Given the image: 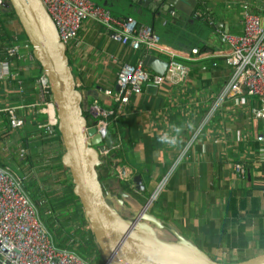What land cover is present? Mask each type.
<instances>
[{
    "label": "crops",
    "instance_id": "0c3cea01",
    "mask_svg": "<svg viewBox=\"0 0 264 264\" xmlns=\"http://www.w3.org/2000/svg\"><path fill=\"white\" fill-rule=\"evenodd\" d=\"M90 1L113 17L132 18L151 26L160 39V51L154 56L165 60L167 52H172L190 69L182 85L146 86L141 96H133L111 125L105 140L109 148L102 142L109 149L102 166L117 181L116 170L121 171L127 178L123 182L135 197L116 193L123 200L119 208L129 214L122 217L129 219L141 210L161 177L172 170L166 189L153 207V216L163 226L155 229L159 238L173 241L175 231L220 264L263 255L264 181H258L257 173L264 174V168L252 169L245 180L232 169L234 163L245 159L246 151L256 146L255 137L262 134L257 128L262 120L251 113L259 103L248 97H242L239 106L226 101L195 136L230 77L231 69L225 64L229 46L223 35H242L245 7L258 12L260 0H162L157 8L159 0ZM124 9L128 13L124 14ZM17 27L11 19L0 25L5 36L17 33L20 38V25ZM1 30L0 47L7 40ZM194 49L198 54L192 55ZM145 52L111 41L109 33L96 23L82 24L79 45L68 48L67 54L83 95L84 111L91 118L93 104L108 103L103 92L117 90L120 65L144 61ZM10 73L11 77L0 78V166L27 179L26 188L31 189L40 215L60 218L63 229L54 227L61 229L59 242L77 231L87 233L88 225L79 219L80 205L70 194V174L61 163L62 144L56 133L54 137L44 135L47 115L33 106L37 103L39 69L21 60L12 65ZM12 107L24 120L20 129L13 130L8 124L4 110ZM111 180L103 181L105 192L117 191L118 183ZM64 218H69L70 226H65Z\"/></svg>",
    "mask_w": 264,
    "mask_h": 264
},
{
    "label": "built area",
    "instance_id": "2783aa9c",
    "mask_svg": "<svg viewBox=\"0 0 264 264\" xmlns=\"http://www.w3.org/2000/svg\"><path fill=\"white\" fill-rule=\"evenodd\" d=\"M53 20L60 41L66 48L75 49L79 45V31L84 22L98 24L109 33L111 41L133 51L145 49V56L160 51V39L153 28L141 25L135 19L118 20L110 11L90 0H40ZM4 0H0V11ZM243 34H224L229 46L225 56V64L231 69L227 83L214 98L208 112L199 123L195 136L200 134L226 101H233L236 106L243 104L242 97L254 98L259 107L251 110L252 115L264 119V0H260V11L250 10L247 6L242 14ZM17 33H13L0 47V78L11 77V67L21 60L38 64L32 56V46L28 41H20ZM163 60L167 67L163 76H159L145 68L144 61L135 65L123 63L117 74V90L103 92L105 104L96 102L89 111L97 122L94 124L96 135L102 142L108 138L109 126L116 123L117 114L129 105L133 96H141L146 86L161 87L164 84L179 86L184 84L190 69L177 60L176 55L167 52ZM198 50H192V55ZM215 66V65H214ZM40 72V71H39ZM37 103L47 115L44 135L55 136L57 126L56 114L49 93L48 81L41 73L36 80ZM78 89V88H77ZM100 101V100H99ZM39 110V111H40ZM11 129L24 126V120L16 112V108L4 110ZM50 111H53L55 122H52ZM256 146L246 151L245 159L234 163L232 169L241 179H247L254 168H264V136L257 135ZM109 149L103 146L100 151L102 161H106ZM23 156V151H21ZM172 170L162 176L146 199V211L152 209L154 203L166 189ZM121 183L126 176L116 170ZM258 181H264V174L257 173ZM27 179L18 175L9 167L0 166V262L5 264H93L78 256L74 251L59 248L54 233L42 222L39 210L26 190ZM264 194V183L262 188Z\"/></svg>",
    "mask_w": 264,
    "mask_h": 264
},
{
    "label": "water",
    "instance_id": "95a60500",
    "mask_svg": "<svg viewBox=\"0 0 264 264\" xmlns=\"http://www.w3.org/2000/svg\"><path fill=\"white\" fill-rule=\"evenodd\" d=\"M2 6L14 12L32 46V56L48 81L63 147L61 163L70 174L73 195L80 203L84 221L104 264H220L175 231L172 232L173 241L159 238L155 229L163 226L146 211L145 205L133 212L131 218L122 217L118 209L123 207V200L105 192L99 181V168L103 164L102 140L83 115V95L77 89L67 48L60 41L53 20L40 0H6ZM144 66L163 76L167 64L149 55L144 59ZM107 141L105 144L109 148ZM121 197L124 198V194ZM234 264H264V254Z\"/></svg>",
    "mask_w": 264,
    "mask_h": 264
},
{
    "label": "trees",
    "instance_id": "16d2710c",
    "mask_svg": "<svg viewBox=\"0 0 264 264\" xmlns=\"http://www.w3.org/2000/svg\"><path fill=\"white\" fill-rule=\"evenodd\" d=\"M6 1V0H4ZM15 18V14L14 12L10 9V10H6L4 8L1 9L0 11V25H2V23L4 22V20H10V19H13ZM116 18V17H114ZM16 19V18H15ZM118 20H122V19H125V18H116ZM1 30V29H0ZM1 33H2V37L3 38H7L9 39L10 37L9 36H5V32H3L1 30ZM20 38L19 40L20 41H27L26 37L24 36L23 32H22V29H21V32H20ZM2 58H0L1 60ZM39 75H41L42 73V70L40 69L39 70ZM38 75V76H39ZM83 115L84 117L86 118L87 122H88V125L91 126V122H90V116L87 112H83ZM55 133H56V136L58 138V140L60 141V143L62 144L61 142V137L59 135V132L57 130V126L55 127ZM107 168L109 169V167L107 166ZM100 174H99V181L100 183L102 184L103 186V189L104 191L106 190L105 188V185L103 184V181L104 180H111L112 182H114L113 180H116L113 178V175H110V173H108V171L106 170V167H103V166H100ZM66 171L68 172V170L66 169ZM69 173V172H68ZM118 183V189L117 191H111V195L112 197L116 196L117 194L116 193H124L132 198H135L134 195L131 193V190L129 188V185L128 183H121L119 181H117ZM71 184H72V180H71ZM113 185V183H111L109 186L111 187ZM73 184L71 185V196L73 199H75L76 201H78V199L73 195ZM117 197L119 198L120 195H117ZM79 203V201H78ZM80 205V203H79ZM80 210H81V213H82V209H81V206H80ZM53 213H57L56 211L53 210ZM74 215H78L77 213H74ZM43 223L46 225V227L52 231L54 233V237H55V241H56V244L59 248H63V249H68L70 251H74L78 256H80L82 259L86 260V261H90L92 262L93 264H104V259L102 257V254L99 250V248L97 247L95 241H94V237L90 231V228L88 226V232L87 233H81L79 231L75 232L73 235L71 234L70 238L68 237L66 241H63V242H59V238H60V230L63 229L62 225H61V220L60 218L57 216V215H51L49 217H45V215H40ZM71 219V218H70ZM75 219H76V216H75ZM79 219L82 220V222L85 224V225H88L85 221H84V218H83V213L81 214V216L79 217ZM63 220H66L65 222V226H70L68 225V220L69 218H64ZM55 225L57 226H60V230H57L55 229ZM68 242H70V244H67ZM96 255L97 258L96 259H92V257Z\"/></svg>",
    "mask_w": 264,
    "mask_h": 264
},
{
    "label": "rangeland",
    "instance_id": "374dc122",
    "mask_svg": "<svg viewBox=\"0 0 264 264\" xmlns=\"http://www.w3.org/2000/svg\"><path fill=\"white\" fill-rule=\"evenodd\" d=\"M113 10H116V9L113 7ZM123 13H124V14L128 13V10H127V9H124V10H123ZM129 13H130V12H129ZM130 14H133V13H130ZM133 15H134V14H133ZM134 16H136V15H134ZM11 21L13 22V24H15L16 26L19 27V25H18L19 23H17V19L13 18V19H11ZM18 27H17V29H18ZM17 29H16V30H17ZM90 118H91V117H90ZM90 122H91V126H93L94 124H96L97 119L95 120L94 118H91V119H90ZM110 128H111V125L109 126V129H108V135H109V132H110ZM257 128H258L259 130H262V125L259 124ZM98 147H99V146H95V148H98ZM67 173H68V172H67ZM68 174H69V173H68ZM113 181L115 182L114 184L117 185V180H113ZM26 189H27V192H28L30 198H31L32 201L34 202L33 194H32V192H31V189H30L29 187H27ZM148 198H149V197H148ZM159 199H160V197H159ZM159 199H157L156 201H158ZM145 203H146V202H145ZM145 203L142 205V207L145 205ZM156 204H157V202L153 204V206H152V210L149 211V213L152 214V215H155V214H156V211L153 210V207H155ZM118 210H119V212H120V214H121L122 216H128V215H129V214H127V212L125 211L124 208H119ZM80 214H82L81 211H80ZM96 258H97L96 255H94V256L92 257V259H96Z\"/></svg>",
    "mask_w": 264,
    "mask_h": 264
},
{
    "label": "bare ground",
    "instance_id": "6f19581e",
    "mask_svg": "<svg viewBox=\"0 0 264 264\" xmlns=\"http://www.w3.org/2000/svg\"><path fill=\"white\" fill-rule=\"evenodd\" d=\"M50 115H51L52 122H55V117H54L53 111H50Z\"/></svg>",
    "mask_w": 264,
    "mask_h": 264
}]
</instances>
